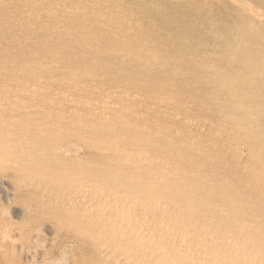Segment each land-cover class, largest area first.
<instances>
[{
    "label": "rangeland",
    "instance_id": "obj_1",
    "mask_svg": "<svg viewBox=\"0 0 264 264\" xmlns=\"http://www.w3.org/2000/svg\"><path fill=\"white\" fill-rule=\"evenodd\" d=\"M115 1L130 9L139 8L143 13V35L152 41L160 36L166 38L164 47L168 49L162 47L164 50L159 51L160 55L176 57L167 62L164 76L153 74L150 85H139L140 97L145 100L137 105L138 109L124 114L111 107L112 111L110 108L106 111L103 107L104 100L120 98L114 93H105L103 88L112 86L115 90L122 87L123 81L112 77L110 66L94 69V66L82 65L74 54L78 50L77 39L70 34L72 30L84 33V22L98 21V15L102 13L113 20L117 19V13L104 12L102 8L93 12L88 5L79 7L72 0H0V148L3 149H0V156L3 155L0 157V264H264V24L232 0ZM242 1L264 17V0ZM165 15L170 16V22L165 21ZM58 22L70 30L56 31ZM131 27L138 28L133 23ZM57 42L64 43V47ZM54 50L57 54L49 52ZM40 54L54 63L43 65L44 58ZM67 57L71 63H63ZM152 67L140 65L141 70ZM69 80L81 83L77 90L68 87ZM163 80L170 81V96L174 98L163 96V100L156 101L162 93L159 82ZM164 98H170L169 102ZM230 98L239 100L244 106L233 114L232 122L227 119L232 110ZM127 104L132 106L133 101ZM134 110L137 115L133 114ZM114 114L117 115L114 117ZM120 114L123 116L119 117ZM62 148H69V153L66 155ZM158 164L162 166L158 167ZM161 240H165L164 245Z\"/></svg>",
    "mask_w": 264,
    "mask_h": 264
},
{
    "label": "bare ground",
    "instance_id": "obj_2",
    "mask_svg": "<svg viewBox=\"0 0 264 264\" xmlns=\"http://www.w3.org/2000/svg\"><path fill=\"white\" fill-rule=\"evenodd\" d=\"M39 1H41V0H39ZM72 1H74V2H76V5L77 6H79V7H81V6H89L90 8H91V10H93V12H96L99 8H102V10L105 12L106 10H107V12H110V13H117V15H116V17L115 18H117L116 20H113L112 18H110V16L107 14L106 15V13H102V15H98V17H99V19H98V21H95V20H92V21H90L89 23L88 22H84V26H83V28H84V33H82V34H78V33H76L74 30H72L71 31V33L70 34H72L73 36H75L76 38H73V39H77V48H78V50H77V52L75 51L74 52V54L75 55H77V58H79V60L81 61V63H82V65H85L86 67L87 66H94L93 68L94 69H96V67H98V66H101V65H105V66H110V68H112L113 70L110 72V74L112 75V77L114 78V79H117L116 81H119L120 79L123 81V83L124 84H122L121 86L122 87H119V88H115V90L114 89H112V88H114V87H112V86H110V87H105V88H103V91H105V93H114L116 96L118 95V96H120V98H118V100H110L109 101V99H106V100H104V104H103V107H104V109L107 111V109L109 110V108L111 107V108H113V110H116L117 112H121V113H123L124 114V112H130V110L132 109H138L139 107H137V105L138 104H140V103H143V101L145 100V99H143L142 97H140L141 95H140V89H139V85H150L151 84V76L154 74L155 76L157 75V76H160V77H162V76H164L165 75V69H166V65H167V62H169V60L170 61H173V60H175L176 59V57L175 56H170V54H169V56L168 57H162L161 55H160V50H164V49H168L167 47H164V46H166L167 45V41H165V39L166 38H164V37H162V36H160V37H158L157 39H155L154 41H152V40H150L148 37H146V36H144L143 35V32H142V30H141V18H142V16H143V13L140 11V10H138L139 8H137V9H133V8H131L130 9V7H127V6H125L124 4H122V3H120V2H118V1H115V0H72ZM232 1H234L235 3H238L240 6H242V7H244L247 11H250L251 12V14H253V16L255 17V18H257L258 19V21H259V23H262V24H264V17L262 16V15H260V13L258 12V10H256V9H253V8H251V7H249L248 5H245V3L242 1V0H232ZM248 2V1H247ZM56 5V4H55ZM58 5V4H57ZM102 6V7H101ZM50 7V6H49ZM68 7V6H67ZM66 8V7H65ZM72 9V8H71ZM77 9V8H76ZM133 9V10H132ZM47 14V13H46ZM54 14V13H53ZM56 14V13H55ZM58 15H60V14H58ZM37 16V15H36ZM39 16V15H38ZM139 17V18H136V19H134V17ZM185 16V15H184ZM247 17V16H246ZM31 18V17H30ZM164 19H165V21L166 22H170V16L169 15H165L164 16ZM257 21V22H258ZM132 23H133V25H137L138 26V28L137 29H132ZM258 23V24H259ZM38 24H40V23H38ZM261 25V24H260ZM34 26V25H33ZM37 27V26H36ZM56 28H54L56 31H58V32H60V31H62V32H64L65 30H70V28H68V26H66V25H64L62 22H58V26H55ZM58 29V30H57ZM211 29V28H210ZM44 30V29H43ZM60 30V31H59ZM28 31H30V30H28ZM78 35H80V36H78ZM98 36H100V39L98 38ZM3 37V36H2ZM42 37V36H41ZM264 37V36H263ZM213 39V38H212ZM195 40V39H194ZM221 40V39H220ZM260 40V39H259ZM6 41V40H5ZM197 41V40H196ZM219 41V40H218ZM227 41V40H226ZM224 42V41H223ZM222 42V43H223ZM229 42V41H228ZM59 45H60V47L62 48V47H64V43H59V42H57ZM213 43V42H212ZM36 44V43H35ZM226 44V43H225ZM212 45V44H211ZM44 46V45H43ZM227 46V45H226ZM162 47H164V49L162 48ZM231 47V46H230ZM23 48V47H22ZM218 48V47H217ZM43 49H46V47L44 46L43 47ZM170 49V48H169ZM2 50H4V49H2ZM231 51V50H230ZM233 51V50H232ZM50 53H56L57 54V51L56 50H54L53 52L52 51H49ZM223 52V51H222ZM227 52V51H226ZM44 52H42V54H43ZM228 53H229V50H228ZM228 53H227V55H228ZM37 54V53H36ZM42 54H40V56L42 57L43 55ZM222 54V53H221ZM224 54V53H223ZM45 55V54H44ZM6 57V56H5ZM2 58V57H1ZM43 60H42V62H43V65H51V64H53L54 63V60H52V59H50V58H45L44 56H43ZM4 59V58H3ZM8 59V58H7ZM229 59H231V58H229ZM1 60V59H0ZM60 60H62V59H60ZM3 61V60H2ZM222 61V60H221ZM11 62V61H10ZM27 62V61H26ZM72 62V60L69 58V57H67V59H63V63H71ZM11 64V63H10ZM145 64H147V65H151V66H153L152 68L153 69H151V68H145V69H143V70H141V68H140V65H145ZM2 65V64H1ZM5 66V65H4ZM8 67V66H7ZM65 67V66H64ZM201 67V66H200ZM79 68V67H78ZM203 68V67H202ZM12 69V68H11ZM13 69H16V68H13ZM19 69V68H18ZM74 69H76V68H74ZM3 70V69H2ZM6 70V69H5ZM13 71V70H12ZM74 72V71H73ZM28 73V72H27ZM48 73V72H47ZM89 72H87L86 73V75L88 74ZM177 73V72H176ZM1 74V73H0ZM16 74V73H15ZM14 74V75H15ZM35 74V73H34ZM83 74H84V72H83ZM5 75V74H4ZM6 75H7V73H6ZM13 75V76H14ZM26 75V74H25ZM33 75V74H32ZM85 75V76H86ZM99 75V74H98ZM12 76V77H13ZM37 76V75H36ZM104 76H106V75H104ZM18 77H20V76H18ZM57 77V76H56ZM1 78H2V76H1ZM41 78V77H40ZM49 78V77H48ZM52 78V77H51ZM84 78V77H83ZM29 79V78H28ZM86 79V78H85ZM14 80V79H13ZM32 80V79H31ZM34 80V79H33ZM47 80V79H46ZM63 80V79H62ZM73 80V79H72ZM112 80V79H111ZM17 81V80H16ZM37 81V80H36ZM180 81V80H179ZM6 82H8V81H6ZM45 82V81H44ZM61 82V81H60ZM85 82V81H84ZM188 82V81H187ZM5 83V82H4ZM10 83V82H9ZM12 83V82H11ZM16 83V82H15ZM18 83V82H17ZM26 83V82H25ZM28 83V82H27ZM67 83H68V87L70 88V89H74V90H77L76 89V87H78V86H80V84H78V83H76V82H72V81H67ZM92 83V82H91ZM161 85V90H162V93L161 94H159L158 95V97H157V99H156V101H159L160 99L161 100H163V96H165V97H169L170 96V81H165V80H163V81H161V82H159ZM5 84H7V83H5ZM35 84V83H34ZM83 84V83H82ZM15 85V84H14ZM17 85H19V84H17ZM33 85V84H32ZM38 85V84H37ZM98 85H100V82L98 83ZM195 85V84H194ZM3 86V85H2ZM22 86H24V85H22ZM34 86V85H33ZM92 86H94V85H92ZM104 86V85H103ZM154 86V85H153ZM1 87V86H0ZM11 87V86H10ZM9 87V88H10ZM38 87V86H37ZM41 87V86H40ZM83 87V86H82ZM87 87V86H86ZM116 87H118V86H116ZM156 87V86H155ZM175 87V86H174ZM20 88V87H19ZM27 88H29V87H27ZM44 88V87H43ZM95 88V87H94ZM100 88H102V87H100ZM143 88V87H142ZM5 89H6V87H5ZM25 89V88H24ZM31 89H32V87H31ZM30 89V90H31ZM34 89V88H33ZM58 89V88H57ZM83 89V88H82ZM86 89V88H85ZM98 89V88H97ZM151 89V88H150ZM23 90V89H22ZM35 90H38L37 88L35 89ZM92 90V89H91ZM102 90V89H101ZM153 90V89H152ZM47 91V90H46ZM55 91V90H54ZM60 91V90H59ZM33 93H34V91H32ZM91 92V91H90ZM99 92V91H98ZM155 92V91H154ZM158 92V91H157ZM156 92V93H157ZM174 92V91H173ZM9 93V92H8ZM13 93V92H12ZM31 93V92H30ZM36 93V92H35ZM64 93V92H63ZM66 93H68V92H66ZM178 93H181V92H178ZM6 94V93H5ZM15 94V93H14ZM17 94V93H16ZM37 94V93H36ZM49 94H50V92H49ZM75 94V93H74ZM79 94V93H78ZM102 94V93H101ZM8 95V94H7ZM22 95V94H21ZM37 95H39V94H37ZM65 95V94H64ZM81 95V94H80ZM88 95V94H87ZM90 95H92V94H90ZM146 95H148V94H146ZM177 95V94H176ZM24 96V95H23ZM36 96V95H35ZM41 96V95H40ZM44 96V95H43ZM46 96V95H45ZM48 96V95H47ZM56 96V95H55ZM58 96V95H57ZM107 96V95H106ZM18 97V96H17ZM21 97V96H20ZM51 97V96H50ZM70 97V96H69ZM88 97V96H87ZM170 97H172V98H174L173 96H170ZM9 98V97H8ZM16 98V97H15ZM108 98V97H107ZM111 98V97H110ZM189 98V97H188ZM34 99V98H33ZM37 99V98H36ZM40 99V98H39ZM56 99V98H55ZM73 99V98H72ZM75 99V98H74ZM87 99V98H86ZM94 99V98H93ZM113 99V98H112ZM117 99V98H116ZM154 99V98H153ZM165 99V101H167V102H169V100H170V98L168 99V98H164ZM221 99H222V102H224L223 100V97H221ZM220 99V100H221ZM227 99V98H226ZM9 100V99H8ZM11 100V99H10ZM20 100V99H19ZM51 100V99H50ZM61 100V99H60ZM160 100V101H161ZM171 100H173V99H171ZM196 100V99H195ZM201 100V99H200ZM219 99H218V101H220ZM18 101V100H17ZM21 101V100H20ZM37 101V100H36ZM40 101V100H39ZM58 101H59V98H58ZM77 101V100H76ZM79 101V100H78ZM129 101H133V104H132V106H131V104H127V102H129ZM230 101H231V113H229V115H228V117H227V119L230 121V122H232L233 120H232V118H233V114H235L236 112H239V110H242V109H244V106H242V103H239V100H236L235 98L234 99H232V98H230ZM16 102V101H15ZM32 102V101H31ZM51 102V101H50ZM65 102V101H64ZM81 102V101H80ZM93 102V101H92ZM163 102V101H162ZM201 102V101H200ZM60 103V102H59ZM131 103V102H130ZM160 103V102H159ZM166 103V102H165ZM171 103V102H170ZM190 103V102H189ZM37 104V103H36ZM78 104V103H77ZM85 104V103H84ZM102 104V103H101ZM150 104V103H149ZM174 104V103H173ZM180 104V103H179ZM17 105V104H16ZM38 105V104H37ZM59 105H61V104H59ZM63 105V104H62ZM64 105H65V103H64ZM73 105V104H72ZM87 105H88V103H87ZM142 105V104H141ZM151 105V104H150ZM157 105V104H156ZM167 105H168V103H167ZM171 105H172V103H171ZM175 105V104H174ZM183 105L184 106H186L185 105V103H183ZM15 106V105H14ZM48 106V105H47ZM86 106V105H85ZM154 106V105H153ZM152 106V107H153ZM159 106V105H158ZM164 106H166V105H164ZM173 106V105H172ZM217 106V105H216ZM220 106V105H219ZM28 107V106H27ZM33 107V106H32ZM32 107H30V108H32ZM41 106H39V108H40ZM156 107V106H155ZM160 107V106H159ZM159 107H158V109H159ZM178 107V106H177ZM180 107V106H179ZM195 107V106H194ZM225 107V106H224ZM34 108V107H33ZM49 108V107H48ZM52 108V107H51ZM55 108V107H54ZM61 108V107H60ZM65 108V107H64ZM76 108V107H75ZM79 108V107H78ZM90 108V107H89ZM110 108V109H111ZM154 108V107H153ZM162 108V107H161ZM166 108H167V106H166ZM172 108V107H171ZM187 108V107H186ZM190 108V107H189ZM203 108H206V107H203ZM13 109V108H12ZM41 109V108H40ZM72 109V108H71ZM71 109H70V111H71ZM88 109V108H87ZM103 108H101V110H102ZM156 109V108H155ZM173 109V108H172ZM208 109V108H207ZM210 109H211V107H210ZM233 109H234V111H233ZM1 110V109H0ZM37 110V109H36ZM65 110V109H64ZM140 110V109H139ZM162 110V109H161ZM168 110V109H167ZM166 110V111H167ZM177 110V109H176ZM181 110V109H180ZM190 110V109H189ZM188 110V111H189ZM199 110V109H198ZM11 111V110H10ZM52 111V110H51ZM76 111V110H75ZM81 111V110H80ZM87 111V110H86ZM99 111V110H98ZM109 111H112V109L111 110H109ZM135 111V112H134ZM133 112V114H135V115H137L138 113H136V110H134ZM152 111V110H151ZM222 111H223V109H222ZM59 112V111H58ZM147 111H145V113H146ZM155 112V111H154ZM179 112V111H178ZM185 112V111H184ZM215 112V111H214ZM42 113H43V111H42ZM54 113V112H53ZM94 113V112H93ZM103 113V112H102ZM174 113V112H173ZM181 113H182V111H181ZM186 113V112H185ZM194 113V112H193ZM199 113H200V111H199ZM28 114V113H27ZM43 114H46V113H43ZM50 114V113H49ZM68 114V113H67ZM73 114V113H72ZM76 114V113H75ZM78 114V113H77ZM80 114H81V112H80ZM79 114V115H80ZM105 114V113H104ZM103 114V115H104ZM119 114V113H118ZM126 114V113H125ZM141 114V113H140ZM139 114V115H140ZM146 114H148V113H146ZM156 114V113H155ZM163 114V113H162ZM161 114V115H162ZM167 114V113H166ZM60 115V114H59ZM62 115H64V114H62ZM85 115V114H84ZM87 115V114H86ZM106 115V114H105ZM117 115V114H116ZM115 114H114V117L116 116ZM128 115V114H127ZM127 115H125L126 117H127ZM150 115V114H149ZM152 115V114H151ZM183 115H184V113H183ZM191 115H193L192 113H191ZM196 115V114H195ZM222 115V114H221ZM4 116V115H3ZM40 116V115H39ZM48 116V115H47ZM68 116V115H67ZM78 116V115H77ZM88 116H90V115H88ZM100 116V115H99ZM123 116V115H122ZM121 116V114H120V116L119 117H122ZM131 116V115H130ZM130 116H128V117H130ZM141 116H143V115H141ZM146 116V115H145ZM185 116H187V115H185ZM18 117H21V116H18ZM27 117V116H26ZM61 117V116H60ZM131 117H133V116H131ZM139 117V116H138ZM147 117V116H146ZM145 117V118H146ZM153 118H154V116H152ZM160 117V116H159ZM172 117V116H171ZM184 117V116H183ZM201 117H204L203 115L201 116ZM214 117V116H213ZM31 118V117H30ZM32 118H33V116H32ZM35 118V117H34ZM49 118V117H48ZM66 118V117H65ZM65 118H64V120H65ZM75 118V117H74ZM77 118V117H76ZM108 118V117H107ZM162 118V117H161ZM191 118V117H190ZM193 118V117H192ZM206 118V117H205ZM22 119V118H21ZM54 119V118H53ZM73 119V118H72ZM80 119V118H79ZM82 119V118H81ZM132 119V118H131ZM137 119V118H136ZM147 119V118H146ZM154 119H156V118H154ZM167 119H168V116H167ZM203 119V118H202ZM208 119V118H207ZM215 119V118H214ZM213 119V120H214ZM220 119V118H219ZM26 120V119H25ZM85 120V119H84ZM101 120H102V118H101ZM105 120V119H104ZM123 120V119H122ZM126 120V119H125ZM129 120V119H128ZM135 120V119H134ZM164 120V119H163ZM186 120V119H185ZM210 120V119H209ZM47 121V120H46ZM73 121H74V119H73ZM140 121V120H139ZM197 121V120H196ZM225 121V120H224ZM80 122H81V120H80ZM96 122H97V120H96ZM99 122H100V120H99ZM112 122V121H111ZM130 122H131V120H130ZM133 122V121H132ZM138 122V121H137ZM160 122V121H159ZM162 122V121H161ZM167 122V121H166ZM174 122V121H173ZM190 122V121H189ZM228 122V121H227ZM60 124H61V122H59ZM78 123V122H77ZM114 123H116V122H114ZM147 123V122H146ZM152 123V122H151ZM179 123V122H178ZM191 123V122H190ZM198 123V122H197ZM197 123H195V124H197ZM205 123V122H204ZM219 123H221V122H219ZM34 124V123H33ZM57 124V123H56ZM64 124V123H63ZM73 124H74V122H73ZM93 124H95V123H93ZM104 124V123H103ZM130 124V123H129ZM132 124V123H131ZM138 124V123H137ZM142 124V123H141ZM163 124V123H162ZM169 124V123H168ZM172 124V123H171ZM180 124V123H179ZM182 124V123H181ZM185 124V123H184ZM254 124V123H253ZM54 125V124H53ZM128 125V124H127ZM133 125V124H132ZM135 125V124H134ZM152 125V124H151ZM158 125V124H157ZM157 125L155 126L156 128H157ZM170 125V124H169ZM173 125V124H172ZM175 125V124H174ZM183 125V124H182ZM210 125V124H209ZM66 127H67V125H65ZM87 126V125H86ZM131 126V125H130ZM140 126V125H139ZM142 127H143V125H141ZM161 126V125H160ZM159 126V127H160ZM177 126V125H176ZM212 126V125H211ZM231 126V125H230ZM71 127V126H70ZM93 127V126H92ZM124 127V126H123ZM127 127V126H126ZM133 127H135V126H133ZM175 127V126H174ZM25 128H27V127H25ZM31 128V127H30ZM59 128V127H58ZM105 128H107V127H105ZM110 128V127H109ZM108 128V129H109ZM148 128V127H147ZM187 128H188V126H187ZM204 128V127H203ZM217 128H218V125H217ZM226 128H227V126H226ZM64 129V128H63ZM67 129H69V128H67ZM67 129H66V131H67ZM75 129V128H74ZM126 129V128H125ZM142 129V128H141ZM150 129V128H149ZM166 129V128H165ZM168 129V128H167ZM173 129V128H172ZM171 129V130H172ZM202 129V128H201ZM79 130V129H78ZM131 130V129H130ZM147 130V129H146ZM145 130V131H146ZM151 130V129H150ZM169 130V129H168ZM175 130V129H174ZM174 130H172V131H174ZM194 130V129H193ZM209 130V129H208ZM244 130H246V129H244ZM121 131V130H120ZM127 131V130H126ZM134 131V130H133ZM136 131V130H135ZM139 131V130H138ZM187 131V130H186ZM195 131H197V130H195ZM216 131V130H215ZM65 132V131H64ZM82 132V131H81ZM160 132V131H159ZM170 132V131H169ZM175 132V131H174ZM182 132V131H181ZM202 132V131H201ZM218 132V131H217ZM222 132V131H221ZM61 133H62V131H61ZM67 133V132H66ZM103 133V132H102ZM114 133H116V132H114ZM120 133V132H119ZM134 133V132H133ZM136 133V132H135ZM146 133V132H145ZM158 133V132H157ZM164 133V132H163ZM195 133V132H194ZM200 133V132H199ZM220 133V132H219ZM258 133V132H257ZM262 133V132H261ZM156 134V133H155ZM222 134V133H221ZM228 134H229V132H228ZM249 134V133H248ZM141 135V134H140ZM139 135V136H140ZM152 135V134H151ZM150 135V136H151ZM166 135V134H165ZM170 135V134H169ZM169 135H167V136H169ZM174 135V134H173ZM186 135V134H185ZM189 135V134H188ZM218 135V134H217ZM244 135V134H243ZM246 135V134H245ZM262 135V134H261ZM77 136V135H76ZM120 136V135H119ZM122 136V135H121ZM136 136V135H135ZM153 136V135H152ZM155 136V135H154ZM157 136V135H156ZM162 136H164V134L162 135ZM215 136V135H214ZM225 136V135H224ZM251 136V135H250ZM264 136V135H263ZM9 137V136H8ZM126 137V136H125ZM132 137V136H131ZM145 137V136H144ZM174 137V136H173ZM177 137V136H176ZM180 137V136H179ZM191 137V136H190ZM193 137V136H192ZM203 137V136H202ZM229 137V136H228ZM237 137V136H236ZM128 138H130V137H128ZM135 138V137H134ZM142 138V137H141ZM169 138H171V137H169ZM168 138V139H169ZM196 138V137H195ZM208 138V137H207ZM243 138V137H242ZM151 139V138H150ZM158 139V138H157ZM174 139V138H173ZM182 139V138H181ZM184 139H187V138H184ZM189 139V138H188ZM203 139H205V138H203ZM222 139V138H221ZM247 139V138H246ZM118 140V139H117ZM127 140V139H126ZM144 140V139H143ZM152 140V139H151ZM151 140H149V141H151ZM161 140V139H160ZM194 140V139H193ZM196 140V139H195ZM194 140V141H195ZM214 140V139H213ZM216 140V139H215ZM225 140V139H224ZM241 140V139H240ZM239 140V141H240ZM243 140V139H242ZM15 141V140H14ZM55 141V140H54ZM70 141V140H69ZM72 141V140H71ZM122 141V140H121ZM129 141V140H128ZM141 141V140H140ZM145 141V140H144ZM198 141H200V140H198ZM197 141V142H198ZM234 140H232V142H233ZM245 141H247V140H245ZM244 141V142H245ZM7 142V141H6ZM175 142V141H174ZM187 142V141H186ZM191 142V141H190ZM211 142V141H210ZM235 142V141H234ZM233 142V143H234ZM238 142V141H237ZM71 143H73V142H71ZM77 143V142H76ZM87 143V142H86ZM115 143V142H114ZM144 143V142H143ZM155 143H156V141H155ZM189 143V142H188ZM204 143V142H203ZM240 143V142H239ZM242 143V142H241ZM252 143V142H251ZM116 144V143H115ZM137 144V143H136ZM141 144V143H140ZM159 144V143H158ZM214 144H216L215 142H214ZM224 144H226V143H224ZM232 144V143H231ZM118 145V144H117ZM153 145V144H152ZM166 145H167V143H166ZM192 145V144H191ZM203 145H205V144H203ZM233 145V144H232ZM249 145V144H248ZM36 146V145H35ZM71 146V145H70ZM116 146V145H115ZM141 146V145H140ZM154 146V145H153ZM174 146V145H173ZM178 146V145H177ZM193 146H194V144H193ZM193 146H192V148H193ZM206 146H208L209 147V145H206ZM217 146V145H216ZM240 146H242V145H240ZM247 146V145H246ZM21 147V146H20ZM81 147V146H80ZM113 147V146H112ZM124 147V146H123ZM126 147V146H125ZM132 147V146H131ZM135 147V146H134ZM133 147V148H134ZM149 147H151V146H149ZM170 147V146H169ZM196 147V146H195ZM200 147H202V146H200ZM220 147V146H219ZM230 147V146H229ZM235 147V146H234ZM239 147V146H238ZM243 147V146H242ZM81 148H83V147H81ZM85 148V147H84ZM111 148V147H110ZM153 148V147H152ZM161 148L162 147H160V149H159V151L161 150ZM259 148V147H258ZM1 149V148H0ZM43 149V148H42ZM60 149V148H59ZM80 149V148H79ZM107 149V148H106ZM116 149V148H115ZM129 149V148H128ZM135 149V148H134ZM133 149V150H134ZM140 149V148H139ZM173 149V148H172ZM184 149V148H183ZM194 149V148H193ZM206 149V148H205ZM230 149V148H229ZM234 149V148H233ZM245 149V148H244ZM249 149V148H248ZM1 150H3V149H1ZM62 150L64 151V153L67 155L68 153H69V148H65V149H63L62 148ZM72 150V149H71ZM78 150V149H77ZM125 150V149H124ZM146 150V149H145ZM148 150V149H147ZM150 150V149H149ZM152 150V149H151ZM173 150H175V149H173ZM238 150H239V148H238ZM240 150H242V149H240ZM250 150V149H249ZM253 150V149H252ZM251 150V151H252ZM6 151V150H5ZM24 151V150H23ZM43 151V150H42ZM41 151V152H42ZM60 151V150H59ZM58 151V152H59ZM119 151V150H118ZM137 151H139V150H137ZM158 151V152H159ZM165 151V150H164ZM167 151V150H166ZM222 151V150H221ZM245 151V150H244ZM256 151V150H255ZM38 152V151H37ZM83 152H84V150H83ZM117 152V151H116ZM127 152H128V150H127ZM131 152V151H130ZM149 152V151H148ZM168 152V151H167ZM172 152V151H171ZM178 152V151H177ZM207 152H208V150H207ZM218 152V151H217ZM216 152V153H217ZM230 152V151H229ZM253 152V151H252ZM257 152V151H256ZM3 153V152H2ZM10 153V152H9ZM45 153V152H44ZM53 153V152H52ZM76 153V152H75ZM115 153V152H114ZM138 153V152H137ZM145 153V152H144ZM161 153V152H160ZM159 153V154H160ZM164 153V152H163ZM189 153H190V151H189ZM196 153V152H195ZM240 153V152H239ZM247 153V152H246ZM251 153V152H250ZM24 154V153H23ZM30 154V153H29ZM41 154V153H40ZM46 154V153H45ZM59 154V153H58ZM123 154V153H122ZM134 154H135V152H134ZM142 154V153H141ZM172 154V153H171ZM206 154V153H205ZM208 154H209V152H208ZM226 154H227V152H226ZM37 155V154H36ZM84 155V154H83ZM87 155V154H86ZM90 155V154H89ZM92 155V154H91ZM137 155H139V154H137ZM156 155V154H155ZM174 155V154H173ZM176 155V154H175ZM180 155V154H179ZM244 155H245V153H244ZM249 155V154H248ZM252 155V154H251ZM250 155V156H251ZM1 156H3V155H1ZM0 156V157H1ZM35 156V155H34ZM71 156V155H70ZM79 156V155H78ZM96 156V155H95ZM94 156V157H95ZM129 156V155H128ZM136 156V155H135ZM153 156V155H152ZM165 156V155H164ZM228 156V155H227ZM241 156V155H240ZM253 156V155H252ZM262 156H264V155H262ZM39 157V156H38ZM41 157H43L42 155H41ZM66 157V156H65ZM75 157V156H74ZM82 157V156H81ZM129 157H131V155L129 156ZM134 157V156H133ZM132 157V158H133ZM146 157V156H145ZM170 157V156H169ZM171 157H172V155H171ZM176 157V156H175ZM191 157V156H190ZM195 157V156H194ZM217 157V156H216ZM235 157V156H234ZM233 157V158H234ZM245 157V156H244ZM258 157V156H257ZM49 158H50V155H49ZM76 158V157H75ZM97 158V157H96ZM100 158V157H99ZM143 158V157H142ZM174 158V157H173ZM180 158H182V157H180ZM259 158V157H258ZM262 158V157H261ZM1 159V158H0ZM79 159V158H78ZM77 159V160H78ZM127 159V158H126ZM162 159H163V156H162ZM36 161H38L37 159H35ZM40 160V159H39ZM57 160V159H56ZM80 160H82V159H80ZM116 160V159H115ZM134 160V159H133ZM146 160V159H145ZM149 160V159H148ZM154 160V159H153ZM159 160H160V158H159ZM175 160H176V158H175ZM205 160H206V158H205ZM216 160V159H215ZM236 160V159H235ZM247 160V159H246ZM245 160V161H246ZM249 160H250V158H249ZM117 161V160H116ZM170 161V160H169ZM172 161V160H171ZM189 161V160H188ZM207 161V160H206ZM225 161V160H224ZM241 161V160H240ZM256 161V160H255ZM77 162V161H76ZM113 162H115V161H113ZM128 162H129V160H128ZM139 162V161H138ZM146 162V161H145ZM150 162V161H149ZM158 162V161H157ZM161 162V161H160ZM198 162V161H197ZM242 162V161H241ZM248 162V161H247ZM250 162V161H249ZM248 162V163H249ZM87 163V162H86ZM132 163V162H131ZM141 163H142V161H141ZM168 163V162H167ZM176 163V162H175ZM174 163V164H175ZM227 163H228V161H227ZM257 163H259V162H257ZM264 163V162H263ZM115 164V163H114ZM127 164V163H126ZM129 164V163H128ZM138 164V163H137ZM143 164V163H142ZM179 164V163H178ZM177 164V165H178ZM222 164V163H221ZM36 165V164H35ZM118 165V164H117ZM125 165V164H124ZM133 165V164H132ZM140 165V164H139ZM159 165V164H158ZM206 165H207V163H206ZM237 165V164H236ZM250 165V164H249ZM262 165V164H261ZM19 166V165H18ZM87 166H88V164H87ZM131 166V165H130ZM150 166V165H149ZM156 166H157V164H156ZM155 166V167H156ZM160 166H162V165H159L158 167H160ZM191 166V165H190ZM226 166V165H225ZM258 166V165H257ZM260 166V165H259ZM132 167H135V166H132ZM146 167V166H145ZM145 167H143V168H145ZM154 167V166H153ZM195 167V166H194ZM248 167V166H247ZM252 167H253V165H252ZM264 167V166H263ZM82 167H80V169H81ZM88 168V167H87ZM150 168V167H149ZM164 168V167H163ZM183 168V167H182ZM186 168V167H185ZM198 168V167H197ZM261 168V167H260ZM140 169H142L141 167H140ZM151 169H152V167H151ZM155 169V168H154ZM166 169V168H165ZM173 169V168H172ZM171 169V170H172ZM174 169H175V167H174ZM177 169V168H176ZM184 169V168H183ZM201 169V168H200ZM221 169V168H220ZM246 169V168H245ZM252 169V168H251ZM256 169H258V168H256ZM139 170V169H138ZM147 170V169H146ZM187 170H188V168H187ZM192 170V169H191ZM218 170V169H217ZM262 170H263V168H262ZM93 171V170H92ZM128 171V170H127ZM143 171V170H142ZM156 171V170H155ZM170 171V170H169ZM174 171V170H173ZM192 171H194V170H192ZM212 171H213V169H212ZM81 172V171H80ZM90 172V171H89ZM137 172V171H136ZM144 172H146L145 171V169H144ZM148 172V171H147ZM157 172V171H156ZM159 172H162V171H159ZM164 172V171H163ZM177 172V171H176ZM188 172V171H187ZM249 172V171H248ZM78 173V172H77ZM82 173V172H81ZM80 173V174H81ZM150 173V172H149ZM149 173H148V175H149ZM170 173H172V172H170ZM193 173V172H192ZM201 173V172H200ZM208 173V172H207ZM212 173V172H211ZM213 173H215V172H213ZM217 173V172H216ZM79 174V173H78ZM91 174V173H90ZM94 174V173H93ZM92 174V175H93ZM127 174V173H126ZM139 174V173H138ZM142 174H144V173H142ZM159 174V173H158ZM157 174V175H158ZM174 174V173H173ZM173 174H172V176H173ZM206 174V173H205ZM260 174V173H259ZM73 175V174H72ZM84 175V174H83ZM83 175H81V176H83ZM91 175V176H92ZM109 175V174H108ZM119 175V174H118ZM134 175V174H133ZM170 175V174H169ZM175 175V174H174ZM176 175H178V174H176ZM192 175V174H191ZM201 174H199V176H200ZM254 175V174H253ZM256 175V174H255ZM258 175V174H257ZM264 175V174H263ZM77 176V175H76ZM76 176H74V177H76ZM85 176V175H84ZM87 176V175H86ZM85 176V177H86ZM103 175H101V178H103L102 177ZM105 176V175H104ZM132 176V175H131ZM147 176V175H146ZM155 176V175H154ZM154 176H153V178H154ZM163 176V175H162ZM165 176V175H164ZM166 176H167V174H166ZM165 176V177H166ZM198 176V175H197ZM204 176V178H206L205 177V175H203ZM210 176V175H209ZM260 176H261V174H260ZM78 178H79V176H77ZM87 177H89V176H87ZM86 177V178H87ZM96 177V176H95ZM108 177V176H107ZM116 177V176H115ZM133 177H135V176H133ZM151 177V176H150ZM156 177V176H155ZM171 177V176H170ZM174 177V176H173ZM191 177V176H190ZM216 177V176H215ZM257 177H259V176H257ZM256 177V178H257ZM262 177V176H261ZM92 178V177H91ZM127 178V177H126ZM144 178V177H143ZM169 178V177H168ZM208 178V177H207ZM206 178V179H207ZM93 179V178H92ZM96 179V178H95ZM98 179V178H97ZM139 178H138V176H137V180H138ZM156 179H157V177H156ZM161 179V178H160ZM172 179V178H171ZM181 179H183V178H181ZM196 179V178H195ZM260 179H262L263 180V178H260ZM76 180H78V179H76ZM89 180H91V179H89ZM115 180V179H114ZM141 180V179H140ZM147 180V179H146ZM154 180V179H153ZM162 180V179H161ZM164 180V179H163ZM188 180H190V179H188ZM212 180V179H211ZM228 180V179H227ZM88 181V180H87ZM113 181V180H112ZM198 181V180H197ZM218 181V180H217ZM241 181H242V179H241ZM258 181V180H257ZM264 181V180H263ZM262 181V182H263ZM90 182V181H89ZM103 182V181H102ZM101 182V183H102ZM116 182V181H115ZM137 182V181H136ZM149 182V181H148ZM165 182V181H164ZM167 182V181H166ZM176 182V181H175ZM196 182V181H195ZM200 182V181H199ZM202 182V181H201ZM211 182H213V181H211ZM75 183V182H74ZM95 183L96 182H94V185H95ZM100 183V184H101ZM104 183V182H103ZM116 183H118V181L116 182ZM150 183H153V182H150ZM159 183V182H158ZM188 183V182H187ZM204 183V182H203ZM107 184V183H106ZM154 184H155V182H154ZM161 184H163V185H165L164 183H161ZM168 184V183H167ZM174 184V183H173ZM219 183H217V185H218ZM246 184V183H245ZM257 184V183H256ZM71 185V184H70ZM83 185V184H82ZM92 185H93V182H92ZM105 185V184H104ZM135 185H137V184H135ZM144 185V184H143ZM158 185V184H157ZM160 185V184H159ZM170 185V184H169ZM180 185V184H179ZM188 185V184H187ZM198 185H199V183H198ZM215 185V184H214ZM236 185V184H235ZM75 186V185H74ZM151 186H152V184H151ZM182 186V185H181ZM231 186H233V185H231ZM254 186H257V185H255L254 184ZM263 186V185H262ZM53 187V186H52ZM73 187V186H72ZM97 187V186H96ZM137 187V186H136ZM141 187V186H140ZM155 187V186H154ZM158 187V186H157ZM156 187V188H157ZM171 187V186H170ZM173 187V186H172ZM180 187V186H179ZM210 187V186H209ZM223 187V186H222ZM225 187V186H224ZM230 187V186H229ZM238 187H239V185H238ZM74 188V187H73ZM102 188H104V187H102ZM107 188H108V186H107ZM116 188V187H115ZM132 189H133V187H131ZM177 188V187H176ZM201 188V187H200ZM219 188V187H218ZM66 189V188H65ZM64 189V190H65ZM76 189H77V187H76ZM85 189V188H84ZM110 189V188H109ZM118 189V188H117ZM130 189V188H129ZM135 189V188H134ZM139 189V188H138ZM142 189V188H141ZM145 189V188H144ZM61 190V189H60ZM86 190V189H85ZM157 190V189H156ZM169 190V189H168ZM217 190V189H216ZM229 190V189H228ZM263 190V189H262ZM55 191V190H54ZM116 191V190H115ZM128 191H130V190H128ZM149 191V190H148ZM151 191V190H150ZM173 191V190H172ZM171 191V192H172ZM197 191V190H196ZM199 191V190H198ZM211 191V190H210ZM218 191V190H217ZM226 191H227V189H226ZM243 191V190H242ZM88 192V191H87ZM103 192V191H102ZM113 192V191H112ZM117 192V191H116ZM133 192V191H132ZM184 192V191H183ZM215 192V191H214ZM229 192V191H228ZM237 192V191H236ZM58 193V192H57ZM81 193V192H80ZM106 193V192H105ZM115 193V192H114ZM113 193V194H114ZM141 193V192H140ZM159 193V192H158ZM222 193V192H221ZM51 194V193H50ZM72 194V193H71ZM85 194V193H84ZM119 194V193H118ZM126 194V193H125ZM219 194V193H218ZM226 194V193H225ZM232 194V193H231ZM241 194V193H240ZM55 195V194H54ZM61 195V194H60ZM62 195H63V193H62ZM66 195V194H65ZM160 195V194H159ZM175 195V194H174ZM223 195V194H222ZM227 195H228V193H227ZM230 195V194H229ZM243 195V194H242ZM241 195V196H242ZM261 195H262V193H261ZM260 195V196H261ZM66 196H68V195H66ZM70 196V195H69ZM68 196V197H69ZM83 196V195H82ZM87 196V195H86ZM114 196V195H113ZM112 196V197H113ZM183 196V195H182ZM186 196V195H185ZM184 196V197H185ZM201 196V195H200ZM226 195H224V197H225ZM233 196V195H232ZM236 196V195H235ZM239 196V195H238ZM57 197V196H56ZM59 197V196H58ZM94 197V196H93ZM145 197V196H144ZM164 197V196H163ZM167 197V196H166ZM250 197V196H249ZM249 197H247L248 199H249ZM149 198V197H148ZM198 198V197H197ZM242 198V197H241ZM59 199H61V198H59ZM59 199H57L58 201H59ZM71 199V198H70ZM162 199V198H161ZM246 199V198H245ZM259 199V198H258ZM69 200V199H68ZM96 200V199H95ZM111 200V199H110ZM131 200V199H130ZM142 200V199H141ZM159 200H160V198H159ZM168 200V199H167ZM171 200V199H170ZM230 200H231V197H230ZM61 201V200H60ZM77 201H79V200H77ZM116 201V200H115ZM124 201V200H123ZM136 201V200H135ZM143 201V200H142ZM188 201H190V200H188ZM234 201V200H233ZM246 201V200H245ZM83 202V201H82ZM121 202V201H120ZM138 202V201H137ZM161 202V201H160ZM173 202V201H172ZM236 202V201H235ZM234 202V203H235ZM242 202V201H241ZM249 202V201H248ZM70 203V202H69ZM125 203V202H124ZM163 203V202H162ZM244 203V202H243ZM246 203V202H245ZM244 203V204H245ZM255 203H256V201H255ZM63 204V203H62ZM72 204H74V203H72ZM90 204V203H89ZM134 204V203H133ZM150 204V203H149ZM208 204V203H207ZM74 205H76V204H74ZM124 205V204H123ZM145 205V204H144ZM165 205V204H164ZM169 205V204H168ZM167 205V206H168ZM181 205V204H180ZM193 205V204H192ZM247 205V204H246ZM253 205V204H252ZM252 205H250V206H252ZM63 206V205H62ZM81 206V205H80ZM126 206H129V205H127L126 204ZM137 206V205H136ZM146 206V205H145ZM150 206V205H149ZM173 206H174V204H173ZM254 206H255V204H254ZM91 207V206H90ZM112 207V206H111ZM139 207H140V205H139ZM154 207V206H153ZM170 207V206H169ZM172 207V206H171ZM183 207H184V205H183ZM214 207V206H213ZM244 207V206H243ZM159 208V207H158ZM157 208V209H158ZM166 208V207H165ZM174 208V207H173ZM176 208V207H175ZM246 208V207H245ZM252 208V207H251ZM254 208V207H253ZM257 208V207H256ZM127 209H129L128 207H127ZM135 209V208H134ZM141 209V208H140ZM156 209V208H155ZM168 209V208H167ZM170 209V208H169ZM168 209V210H169ZM183 209V208H182ZM258 209V208H257ZM260 209V208H259ZM61 210V209H60ZM91 210V209H90ZM106 210V209H105ZM149 210V209H148ZM151 210V209H150ZM184 210V209H183ZM205 210V209H204ZM264 210V209H263ZM111 211V210H110ZM156 211V210H155ZM164 211V210H163ZM186 211V210H185ZM190 211V210H189ZM224 211V210H223ZM223 211H222V213H223ZM250 211V210H249ZM256 211V210H255ZM254 211V212H255ZM83 212H85V211H83ZM105 212V211H104ZM136 212V211H135ZM115 213V212H114ZM128 213H130V212H128ZM141 213V212H140ZM151 213V212H150ZM191 213V212H190ZM197 213V212H196ZM244 213H247L246 211L244 212ZM138 214V213H137ZM142 214V213H141ZM140 214V215H141ZM144 214V213H143ZM158 214V213H157ZM168 214V213H167ZM198 214H199V212H198ZM226 214H227V211H226ZM232 214V213H231ZM242 214V213H241ZM154 215V214H153ZM162 215H163V212H162ZM176 215V214H175ZM82 216H83V214H82ZM134 216V215H133ZM135 216H136V214H135ZM159 216V215H158ZM165 216V215H164ZM170 216H171V214H170ZM185 216V215H184ZM195 216V215H194ZM197 216V215H196ZM221 216V215H220ZM246 216V215H245ZM249 216V215H248ZM264 216V215H263ZM122 217H124L123 215H122ZM137 217V216H136ZM144 217V216H143ZM146 217V216H145ZM173 217V216H172ZM177 216H175V218H176ZM183 217V216H182ZM181 217V218H182ZM190 217V216H189ZM189 217H187L188 219H189ZM205 217V216H204ZM96 218V217H95ZM129 218V217H128ZM159 218H161V217H159ZM163 218V217H162ZM169 218V217H168ZM186 218V217H185ZM192 218H194L195 219V217H192ZM214 218V217H213ZM116 219V218H115ZM138 219H139V217H138ZM153 219V218H152ZM177 219V218H176ZM240 219V218H239ZM256 219V218H255ZM257 219H259V218H257ZM82 220H83V218H82ZM112 220V219H111ZM124 219H122V221H123ZM136 220V219H135ZM142 220V222L144 221L143 219H141ZM148 220V219H147ZM160 220V219H159ZM172 220H174V219H172ZM201 219H199V221H200ZM205 220V219H204ZM222 220V219H221ZM247 220V219H246ZM118 221V220H117ZM122 221H120V223L122 222ZM146 221V220H145ZM169 221V220H168ZM167 221V222H168ZM198 220H197V217H196V222H197ZM239 221V220H238ZM242 221V220H241ZM250 221V220H249ZM139 222V221H138ZM161 222H163V219H162V221ZM167 222H166V224H167ZM155 223H156V221H155ZM158 223V222H157ZM157 223H156V225H157ZM170 223V222H169ZM172 223V222H171ZM200 223V222H199ZM198 223V224H199ZM205 223V222H204ZM219 223V222H218ZM235 223V222H234ZM243 223V222H242ZM145 224V223H144ZM146 224H148V223H146ZM161 224V223H160ZM163 224V223H162ZM165 224V223H164ZM201 224H203V223H201ZM237 224V223H236ZM251 224V223H250ZM255 224H256V222H255ZM113 225V224H112ZM119 225V224H118ZM130 225V224H129ZM155 225V224H154ZM155 225V226H156ZM209 225V224H208ZM127 226V225H126ZM136 226V225H135ZM142 226V225H141ZM150 226H152V225H150ZM159 226H161V225H159ZM173 226H174V224H173ZM176 226V225H175ZM175 226H174V228H175ZM205 226V225H204ZM249 226V225H248ZM109 227V226H108ZM112 227V226H111ZM120 227V226H119ZM157 227V226H156ZM162 227V226H161ZM194 227V226H193ZM104 228V227H103ZM142 228V227H141ZM159 228V227H158ZM157 228V229H158ZM163 228V227H162ZM168 228V227H167ZM171 228V227H170ZM189 228V227H188ZM195 228V227H194ZM197 228V227H196ZM209 228V227H208ZM214 228V227H213ZM238 228V227H237ZM121 229V228H120ZM179 228H177L176 230H178ZM193 229V228H192ZM192 229H190V230H192ZM241 229V228H240ZM259 229H260V227H259ZM140 230V229H139ZM138 230V231H139ZM159 230V229H158ZM166 230V229H165ZM164 230V232H166ZM172 230V229H171ZM209 230V229H208ZM243 230V229H242ZM255 230H257V229H255ZM260 230H262V229H260ZM137 231V232H138ZM182 231V230H181ZM185 231V230H184ZM187 231V230H186ZM200 231V230H199ZM212 231V230H211ZM214 231V230H213ZM219 231V230H218ZM240 231V230H239ZM246 231V230H245ZM259 230H257V232H258ZM134 232H136V231H134ZM151 232H153V231H151ZM171 232V231H170ZM173 232V231H172ZM196 232H198V231H196ZM195 232V233H196ZM220 232V231H219ZM241 232V231H240ZM256 232V231H255ZM262 232V231H261ZM117 233V232H116ZM140 233V232H139ZM154 233V232H153ZM158 233V232H157ZM173 233H175V232H173ZM187 233V232H186ZM191 233V232H190ZM189 233V234H190ZM244 233V232H243ZM152 234V233H151ZM162 234V233H161ZM160 234V235H161ZM172 234V233H171ZM177 234V233H176ZM200 234H202V233H200ZM199 234V235H200ZM218 234V233H217ZM232 234V233H231ZM103 235V234H102ZM143 235V234H142ZM152 235H154V234H152ZM159 234H158V236H160ZM193 235V234H192ZM205 235V234H204ZM203 235V236H204ZM92 236V235H91ZM104 236V235H103ZM156 236V235H155ZM179 236H180V234H179ZM182 236V235H181ZM194 236V235H193ZM200 236H202V235H200ZM212 236V235H211ZM215 236V235H214ZM237 236V235H236ZM6 237V236H5ZM130 237V236H129ZM143 237V236H142ZM142 237H140V239L142 238ZM148 237V236H147ZM154 237V236H153ZM157 237V236H156ZM163 237H164V235H163ZM168 237H169V235H168ZM191 238H193L192 236H190ZM195 237H196V235H195ZM251 237V236H250ZM134 238V237H133ZM146 238V237H145ZM152 238V237H151ZM165 238H167V236L165 237ZM186 238H187V236H186ZM189 238V237H188ZM204 238V237H203ZM218 238V237H217ZM220 238V237H219ZM221 238H222V236H221ZM230 238V237H229ZM235 238V237H234ZM90 239V238H89ZM155 239V238H154ZM158 239V238H157ZM163 239V238H162ZM168 239V238H167ZM200 239V238H199ZM206 239V238H205ZM93 240V239H92ZM95 240V239H94ZM144 240H146V239H144ZM173 240V239H172ZM189 240V239H188ZM188 240H186V241H188ZM194 240V239H193ZM233 240V239H232ZM96 241V240H95ZM137 241V240H136ZM149 241H151V240H149ZM159 241H160V239H159ZM161 241H163V240H161ZM165 241V240H164ZM163 241V242H164ZM168 241V240H167ZM174 241V240H173ZM180 241V240H179ZM198 241V240H197ZM102 242V241H101ZM142 242V241H141ZM169 242V241H168ZM170 242H172V241H170ZM183 242H184V240H183ZM190 242V241H189ZM194 242V241H193ZM217 242V241H216ZM223 242V241H222ZM228 242V241H227ZM152 243V242H151ZM181 243V242H180ZM186 243V242H185ZM191 243H192V241H191ZM215 243V242H214ZM229 243V242H228ZM236 243V242H235ZM235 243H234V245H235ZM143 244V243H142ZM162 244V243H161ZM165 244V242L163 243V245ZM177 244V243H176ZM183 244V243H182ZM196 244V243H195ZM207 244H208V242H207ZM217 244V243H216ZM230 244V243H229ZM21 245V244H20ZM145 245V244H144ZM157 245V244H156ZM179 245H181V244H179ZM228 245V244H227ZM247 245V244H246ZM168 246H170V244L168 245ZM167 246V247H168ZM211 246H213V245H211ZM217 246V245H216ZM224 246H226V245H224ZM230 246V245H229ZM143 247V246H142ZM161 247V246H160ZM163 247H165V246H163ZM173 247V246H172ZM171 247V248H172ZM189 247V246H188ZM190 247H192V246H190ZM214 247V246H213ZM149 248V247H148ZM204 248H206L205 246H204ZM225 248V247H224ZM25 249V248H24ZM27 249V248H26ZM152 249V248H151ZM181 249V248H180ZM210 249V248H209ZM226 249V248H225ZM238 249V248H237ZM108 250V249H107ZM124 250V249H123ZM148 250V249H147ZM155 250V249H154ZM161 250H162V247H161ZM165 250H167V248L165 249ZM205 250V249H204ZM214 250H216V249H214ZM219 250V249H218ZM235 250V249H234ZM261 250V249H260ZM134 251V250H133ZM172 251V250H171ZM175 251V250H174ZM210 251V250H209ZM208 251V252H209ZM223 251V250H222ZM111 252V251H110ZM115 252V251H114ZM159 252V251H158ZM169 252V251H168ZM181 252V251H180ZM187 252V251H186ZM216 252V251H215ZM224 252V251H223ZM167 253V252H166ZM170 253V252H169ZM188 253V252H187ZM192 253V252H191ZM212 253V252H211ZM227 253H228V250H227ZM231 253V252H230ZM240 253V252H239ZM260 253V252H259ZM152 254V253H151ZM154 254V253H153ZM153 254H152V256H153ZM162 254V253H161ZM231 254H233V253H231ZM238 254V253H237ZM251 253H249V255H250ZM257 254V253H256ZM263 254V253H262ZM110 255V254H109ZM169 255V254H168ZM214 255V254H213ZM235 255V254H234ZM240 255V254H239ZM260 255V254H259ZM35 256V255H34ZM151 256V255H150ZM197 256H198V254H197ZM200 256V255H199ZM201 256H203V255H201ZM215 256V255H214ZM227 256V255H226ZM237 256V255H236ZM136 257V256H135ZM162 257H164V256H162ZM173 257V256H172ZM192 257V256H191ZM194 257V256H193ZM196 257V256H195ZM212 257V256H211ZM224 257H225V255H224ZM230 257H232V258H234L232 255L230 256ZM261 257V256H260ZM130 258V257H129ZM133 258V257H132ZM160 258V257H159ZM166 258V257H165ZM171 258V257H170ZM215 258V257H214ZM220 258V257H219ZM223 258V257H222ZM229 258V257H228ZM242 258H243V256H242ZM251 258H252V256H251ZM257 258V257H256ZM255 258V259H256ZM263 258H264V256H263ZM262 258V259H263ZM162 259V258H161ZM173 259V258H172ZM179 259V258H178ZM184 259H185V257H184ZM183 259V260H184ZM188 259H189V257H188ZM192 259V258H191ZM201 259V258H200ZM204 259H205V257H204ZM210 259V258H209ZM217 259V258H216ZM231 258H229V260H230ZM235 259V258H234ZM239 259V258H238ZM248 260H249V258H247ZM136 260H137V258H136ZM141 260V259H140ZM207 259H205V261H206ZM214 260V259H213ZM221 260V259H220ZM228 260V259H227ZM233 260V259H232ZM244 260H246V259H244ZM254 260V259H253ZM193 261V260H192ZM210 261V260H209ZM235 261V260H234ZM252 261V260H251ZM259 261V260H258ZM262 261V260H261ZM133 262V261H132ZM167 262V261H166ZM211 262V261H210ZM209 262V263H210ZM215 262V261H214ZM219 262V261H218ZM231 262V261H230ZM236 262H239L238 260L236 261ZM240 262H242V260L240 261ZM245 262V261H244ZM130 263V262H129ZM138 263V262H137ZM176 263H177V261H176ZM181 263V262H180ZM185 263H189V262H186L185 261ZM206 263V262H205ZM225 263V262H224ZM235 263V262H234ZM256 263V262H255ZM259 263V262H258ZM74 264V263H73ZM136 264V263H135ZM197 264V263H196ZM200 264V263H199ZM219 264H220V262H219ZM222 264H223V262H222ZM226 264V263H225ZM238 264V263H237ZM247 264H249V263H247ZM252 264V263H251Z\"/></svg>",
    "mask_w": 264,
    "mask_h": 264
}]
</instances>
